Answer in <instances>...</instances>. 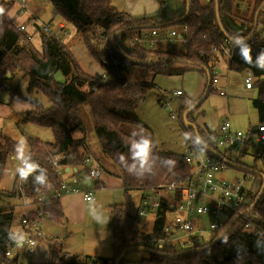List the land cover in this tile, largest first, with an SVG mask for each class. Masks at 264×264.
<instances>
[{
    "label": "trees",
    "instance_id": "trees-1",
    "mask_svg": "<svg viewBox=\"0 0 264 264\" xmlns=\"http://www.w3.org/2000/svg\"><path fill=\"white\" fill-rule=\"evenodd\" d=\"M49 1L53 15L60 18L57 21L62 20L74 27L75 34L83 39L90 54L102 64L108 78L102 77V74L92 76L84 72L68 46L53 37L42 35L40 47L36 48L15 28L12 1L0 0V91H6L9 99H28L17 87L7 83L14 76L26 78L27 94L39 91L49 101V106L43 107L38 100L30 99L33 108L24 111L22 121L50 128L53 133L52 141L38 138L28 141L26 160L30 163V168L17 170L11 189L0 188V264H19L16 254L5 255L11 243L7 233L17 220L13 221L14 208L27 209L18 204L31 203L35 210L37 202L41 201V209L45 214L43 219L56 224L64 222L57 196V177L47 162L51 156H58L61 165L74 166L82 173L88 170V166L84 164L85 157H91L102 172L107 171V164L104 162L111 163L118 170L124 195L131 188L170 182L189 173L191 165L185 162L183 153L159 150L151 137L150 152L143 164L134 156L133 146L141 139L122 131L121 125H140L151 133L135 117V110L149 91L151 83L137 78L130 81V75L145 74L153 77L157 74L180 73L182 70L174 67L175 62L190 64L204 73L207 80V74L210 78L209 86L204 89V96L191 108L197 109L210 91H216L212 83V70L217 67L219 54L223 52L221 45L228 41L225 46L232 51L228 69L238 72L249 69L253 73L257 97L252 99V105L258 124L264 123V67L257 66L258 59L264 55V41L260 37V29L264 26V6L254 25L255 12L263 0L247 1L248 16L237 15L233 11L237 0H218L219 22L225 34L215 17L214 0H207L204 4L198 0H159L160 8L155 13L143 16H134L126 10L117 9L111 5L110 0ZM11 11L12 15L9 16ZM181 25L188 27V42L183 47L177 44L171 48L152 49L140 44H130L131 39L145 29H170ZM99 31L101 34L97 33ZM92 34H99V37L93 40ZM101 35L105 37H100ZM213 47L219 53L213 51ZM245 47L249 50L247 62L242 53ZM58 70L66 79L64 84H58L53 79V74ZM136 71L139 72L134 74ZM195 101L185 105L182 100L176 111L187 143L191 139L207 142L215 134L191 125V110L186 115V122L183 121L184 110ZM83 103L88 105L99 154L93 151L86 134L80 109ZM77 129L82 136H73V130ZM252 143L256 144L254 158L264 156V145H259L250 137L240 149L239 157L247 153ZM18 145L16 140L0 133V177L6 158L16 152ZM236 162L231 166L242 168ZM261 162L264 167V158ZM21 170L26 178L21 175ZM244 171L254 175L253 192L249 197L250 202H253L262 186L261 173L264 170L251 167L244 168ZM37 177H44L45 183H40ZM100 184L99 180L95 181V186ZM166 208L163 202L157 211L151 232L147 233L137 228L136 218L128 212L127 202L113 205L111 213L114 226L111 229L110 243L112 255L110 258L98 257L95 264H120L124 248L134 247L139 250L137 247L143 246V239L158 236L165 221ZM28 217L34 219V211L31 210ZM218 235L219 233L216 237ZM209 243L210 241L198 245L184 255H178V251L150 249L146 252L148 258L145 261L150 264H264V237L243 231L239 220L232 221L214 244L205 247ZM46 254L44 262L31 264H92L93 260L88 256L67 258L61 253L59 245L52 241L48 244Z\"/></svg>",
    "mask_w": 264,
    "mask_h": 264
},
{
    "label": "rangeland",
    "instance_id": "rangeland-1",
    "mask_svg": "<svg viewBox=\"0 0 264 264\" xmlns=\"http://www.w3.org/2000/svg\"><path fill=\"white\" fill-rule=\"evenodd\" d=\"M29 3V10L37 15L43 22L54 23L59 17H54L51 4L49 0H33ZM201 4H204L207 0H198ZM248 0H238L239 6L235 5L233 11L237 15L248 16L247 10ZM111 5L117 9H123L130 12L134 16L150 15L155 13L160 8L159 0H110ZM14 7V6H13ZM150 12V13H149ZM22 17H15L14 24L20 22ZM69 26V24L67 23ZM71 35L66 43V46L70 49V52L74 55L79 66L92 76H99L104 72L102 64L97 61L86 48L83 39L75 34L74 27H71ZM101 34V32H97ZM99 34H92L91 38L97 39ZM105 37V36H100ZM40 38L34 35L31 43L36 47H40ZM173 46H177V43H173ZM162 49V48H161ZM228 62L223 54H219V62L217 65V74L219 77L218 85L225 91L224 95H220L218 91H210L207 96L200 102L199 107L192 109L189 114L190 124L196 125L202 130L207 132H218V125L221 118H225L230 121L233 127L246 131L250 127H255L258 124V118L256 111L252 105V99L257 97L256 88L246 89L243 84V77L245 71L228 70ZM174 67L181 69L179 73L173 74H157L156 76H149L145 74L130 75L129 79H139L145 82L151 83L149 91L145 97L139 102L136 110L135 117L142 124L147 127L151 133L140 125L135 124H122L121 130L142 138L153 139L154 144L159 150L185 153L187 149V138L181 127L180 121L177 118V109L184 101V104H188L192 100L199 99L204 93V89L207 86V78L204 73L199 69L191 67L190 64L185 62H175ZM136 71L134 74H137ZM226 81V86L220 81ZM8 84L17 87L20 93L27 96L28 99H17L13 97L9 99L6 91H0V133L11 137L18 142V148L16 152L8 156L4 162V170L0 177V188L11 189L14 183L15 174L20 167L21 161H27L26 156L28 152V141L32 138H38L43 141H52L53 133L50 128L41 127L31 122H23V113L26 110L33 108L32 100H38L43 107L49 106V101L39 92L32 91L27 94V79L24 77L14 76L8 79ZM85 88V87H84ZM179 90L181 94L177 95L176 91ZM81 117L84 121V126L88 139L91 141L90 146H93L95 154H99L96 144V135L93 129V123L90 118L87 103H83L80 106ZM174 115V117H172ZM78 130V129H77ZM73 130L72 134L75 137L80 135L79 130ZM151 142V141H150ZM92 143V144H91ZM152 144V142H151ZM256 150V144L252 143L247 153L239 157L238 153L240 148L236 151L228 153V158L232 162H236L240 169L230 168L225 172V176L232 180L235 177H241L247 173L244 168L254 167L260 170L262 168V162L260 158H254V152ZM101 158V157H99ZM94 161V160H93ZM107 164V171L103 172L100 180L104 183V187L92 186L93 200L91 202H83L80 199L74 203V210L66 218V229L70 233L69 239L71 243L82 244V246H89L95 242H106V253L110 256L112 250L109 246L111 239V229L114 226V218L111 213V207L113 205H119L128 203L129 213L137 220L142 218L136 215V212L140 206V197L143 194V190L139 188H131L127 190V195H124V188L121 180L118 178V170L109 162ZM106 167V166H105ZM33 209L32 207L27 210ZM20 212H25L24 208H14V219H17ZM168 216H172L170 212ZM209 219L203 216L202 223L208 222ZM44 222L53 223L47 219ZM144 226H138L141 231L150 232L154 223V219L149 217L145 219ZM46 224V223H45ZM15 221L12 223L11 228H14ZM50 230L53 234L54 229L44 227ZM55 228V227H54ZM56 230V229H55ZM51 240V239H48ZM34 247V253H29L24 246H18L16 253L18 252L19 264H31L44 262L47 258L46 250L47 245L45 241L39 240ZM52 242H56L52 240ZM66 243V242H65ZM59 247L61 245L57 242ZM70 247L72 245L69 243ZM103 250V248H101ZM105 253V250L103 251ZM148 258V254L141 250H129L123 255V260L120 264H150L145 260Z\"/></svg>",
    "mask_w": 264,
    "mask_h": 264
},
{
    "label": "built area",
    "instance_id": "built-area-1",
    "mask_svg": "<svg viewBox=\"0 0 264 264\" xmlns=\"http://www.w3.org/2000/svg\"><path fill=\"white\" fill-rule=\"evenodd\" d=\"M11 1L13 6H16L14 19L16 16L25 19L15 24V28L21 32L25 40L31 42L34 35L39 38L46 35L53 37L61 44L67 43L71 29L66 22L62 20L55 23L53 21L43 22L29 10V0ZM187 30V25H181L179 28L171 27L170 29H145L135 35L130 44H140L145 48L152 49H161L160 43L165 45L164 49L173 47V43L183 47L188 42ZM260 37L264 41V26L260 29ZM227 43L228 41H225L221 45V50L229 62L232 51L225 46ZM212 50L219 53L216 47H213ZM115 66L114 64L113 67L116 70ZM102 77L108 78V74L103 72ZM254 79L253 73L249 69L245 70L244 87L246 89L252 88ZM218 82L217 68H214L212 70L213 88L220 95H224L225 91L221 90L222 87L218 85ZM176 94H181V92L177 90ZM250 137L259 145H264V123L242 131L233 127L229 120L222 119L218 125V132L211 135L207 142L191 139L187 143L183 159L191 165L188 174L170 182L138 187L143 190L140 206L136 212V215L142 218L136 219L138 226L143 227V221L149 217L155 220L157 211L163 202L167 207L160 234L143 239V247L160 248L165 252L191 251L198 245L217 239L225 227L234 220H239L242 223L243 231L264 237L263 182L256 198L250 202L249 197L253 192L254 175L247 172L242 178L234 177L230 180L224 174L230 168L234 169L231 166L233 162L227 156L228 153L241 149L246 139ZM263 158L264 156H261L260 160ZM47 162L57 177L59 187L57 196L63 193H76L84 201L93 200V188L90 185L92 186L95 181L100 179L102 170L91 157L84 159V164L88 166V170L84 173L79 172L74 166L61 165L58 156H51ZM20 167L23 170H28L30 163L21 161ZM260 170H264L263 165ZM86 179L89 181L88 185L84 182ZM41 204L42 202L38 201L35 210H28L29 212L34 211V219H29L28 211L17 217L15 225H18V230H10L7 234L10 237L12 234L22 232L25 234V239L19 244L11 239L5 255H13V251L19 245L26 247L29 253H33L34 246L39 239L48 240L51 238V235L42 229L45 214L41 209ZM22 205L33 208L31 203H23ZM170 212L172 213L171 217L168 216ZM203 216H206L209 221L202 223ZM218 233L219 235L216 237Z\"/></svg>",
    "mask_w": 264,
    "mask_h": 264
},
{
    "label": "crops",
    "instance_id": "crops-1",
    "mask_svg": "<svg viewBox=\"0 0 264 264\" xmlns=\"http://www.w3.org/2000/svg\"><path fill=\"white\" fill-rule=\"evenodd\" d=\"M34 1L33 0H29V3H33ZM236 5H237V7L239 6V2H238V0L236 1ZM15 5H14V7H13V9H12V11L13 10H15ZM247 9H248V5H247ZM12 11H11V13L10 14H8L9 16H11L12 15ZM33 12V11H32ZM128 12V11H127ZM128 13H130V12H128ZM150 13V12H149ZM131 14V13H130ZM132 15V14H131ZM55 17V16H54ZM25 19H24V17H22V20L21 21H24ZM20 21V22H21ZM50 21V20H49ZM17 23H19V22H17ZM69 27L71 28V27H73L72 25H70L69 24ZM163 43H160V48H162V49H164L163 47L165 46H163L162 45ZM83 70V69H82ZM84 71V70H83ZM85 72V71H84ZM87 73V72H86ZM89 74V73H88ZM89 75H91V74H89ZM99 75H101V74H99ZM98 76V75H97ZM221 83H223L225 86H226V81H223V80H221L220 81ZM252 88H256V87H252ZM251 89V88H250ZM256 90H257V88H256ZM222 119H225V118H221L220 120H222ZM220 122V121H219ZM187 138V137H186ZM186 143H187V141H186ZM234 169H240V168H235L234 167ZM102 175H103V172H102V174H101V177H102ZM235 177V176H234ZM99 181L101 182V184H100V186L99 187H104V183L102 182V180H100L99 179ZM87 185L89 184V182H87L86 183ZM92 186H95V184H93ZM91 185H90V187H92ZM93 188V187H92ZM94 189H95V187H94ZM93 189V190H94ZM58 198H59V201H60V204H61V208H62V210H63V214H64V222L63 223H60V224H56V223H47V222H44V226H42V229L47 233V234H49V235H51V240H47V239H39V240H42V241H45V242H47L46 243V245H47V248H48V244H49V242L50 241H52V240H54V241H56V243L57 242H59L60 243V245H61V253L63 254V255H66L65 257H67V258H70V257H73V256H78V257H80V256H88V257H91V258H93V259H97L98 257L99 258H110L111 257V255L110 256H107V255H109V253H106V246H107V243L106 242H95V243H93V244H91V245H89V246H82V244H75V245H73L72 243H71V239H69V237H70V233L68 232V230L66 229V218H67V216L68 215H70V213H72L73 211H75L74 210V203L76 202V200H81V201H83V202H91V201H84L82 198H81V196L79 195V194H76V193H66V194H59V196H58ZM19 206L21 205L22 207H23V205L20 203V204H18ZM25 210H27V209H25ZM44 220V219H43ZM46 223V224H45ZM48 227V228H53L54 229V233L55 234H53L50 230H48L47 228H44V227ZM55 227V228H54ZM56 229V230H55ZM12 230H14V231H16V230H18V225H14V228H12ZM38 240V241H39ZM36 242L37 244L38 243H40V242ZM66 242V243H65ZM69 243L72 245V248L70 247V245H69ZM109 243V246H110V243H111V239H110V241L108 242ZM37 244H35V245H37ZM19 246H21V245H19ZM35 247V246H34ZM26 248V247H25ZM101 248H103V250L101 249ZM107 248H108V246H107ZM111 248V247H110ZM105 250V253L103 252ZM15 251H16V249H15ZM15 251H13V255L14 254H16V255H18V252L16 253ZM35 252V251H34ZM33 252V253H34ZM46 252H47V250H46ZM112 253V252H111Z\"/></svg>",
    "mask_w": 264,
    "mask_h": 264
},
{
    "label": "water",
    "instance_id": "water-1",
    "mask_svg": "<svg viewBox=\"0 0 264 264\" xmlns=\"http://www.w3.org/2000/svg\"><path fill=\"white\" fill-rule=\"evenodd\" d=\"M214 3H215V17H216V20H217V22H218V25H219V28L221 29V31L225 34V32H224V30H223V28H222V26H221V24H220V22H219V6H218V0H214ZM264 6V0L262 1V3L260 4V6L257 8V10H256V12H255V17H254V25H256V22H257V17H258V14H259V11L261 10V8ZM188 11V5H187V8H186V12ZM254 28L255 27H253V30H254ZM252 30V31H253ZM251 31V32H252ZM251 34V33H250ZM112 37H113V35L111 36V39H112ZM7 76H9V74L7 73L6 74ZM207 77H208V80H207V87L209 86V84H210V78H209V75L207 74ZM53 79H54V81L56 82V83H58V84H64L65 83V81H66V79H65V77L63 76V74L58 70V71H56L54 74H53ZM202 96H204V93L202 94ZM202 96L199 98V99H197L192 105H190V106H188L185 110H184V112H183V121L184 122H186V115H187V113H188V111L189 110H191V108L193 107V106H195L196 104H198V102L201 100V98H202ZM221 121V120H220ZM67 170V169H66ZM261 177H262V180H263V184H264V174H262L261 173ZM84 182L85 183H87V182H89V181H87V179L86 180H84ZM217 239H214V240H212L209 244H207V246H205V247H209V246H211L212 244H214L215 243V241H216ZM139 250H141V251H145V252H148L150 249L149 248H147V247H143V246H141V247H137ZM133 249H136V248H134V247H128V248H124L123 250H122V252H121V255L120 256H122V255H124L127 251H129V250H133ZM190 252V250H186V251H181V252H179V253H177L178 255L180 254V255H184V254H187V253H189ZM97 262V260L96 259H93L92 260V264H95Z\"/></svg>",
    "mask_w": 264,
    "mask_h": 264
},
{
    "label": "clouds",
    "instance_id": "clouds-1",
    "mask_svg": "<svg viewBox=\"0 0 264 264\" xmlns=\"http://www.w3.org/2000/svg\"><path fill=\"white\" fill-rule=\"evenodd\" d=\"M248 51L249 50L247 47L242 49V53L244 54V58L246 62L248 60V55H247ZM257 66L264 67V55L260 56V58L258 59ZM133 147H134V156L138 158L143 164L148 153L150 152V148H151L150 140L147 138H142L140 141L136 142ZM121 160H123V157H121ZM21 175L24 176L25 178L27 177L24 174L23 170H21ZM37 179L40 181V183L42 184L45 183L44 177H37ZM10 239H12L15 243L19 244L21 241L25 239V234H23L22 232H18L17 234L10 235Z\"/></svg>",
    "mask_w": 264,
    "mask_h": 264
}]
</instances>
